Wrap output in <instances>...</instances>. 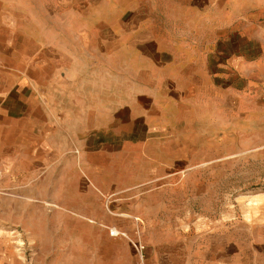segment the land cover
I'll list each match as a JSON object with an SVG mask.
<instances>
[{
  "label": "crops",
  "instance_id": "1",
  "mask_svg": "<svg viewBox=\"0 0 264 264\" xmlns=\"http://www.w3.org/2000/svg\"><path fill=\"white\" fill-rule=\"evenodd\" d=\"M248 3L202 0L198 19L185 23L100 21L93 29H59L54 38L48 29L38 37L19 35L15 16L1 9L0 190L40 196L39 183L49 179L45 198L53 219L59 221L61 206L64 213H75L70 185L59 184V175L68 179V169L59 172L77 148L84 215L92 224L115 217V223L127 224L131 237L181 235L174 244L158 239L140 262L130 246L118 247L112 264H187L184 228L168 223L183 213L164 206L183 201L180 163L186 153L180 154L166 107H177L179 131L188 122L224 119L230 97L239 100L246 92L240 78L245 63L227 47L241 32L264 37V25L252 28L250 20L241 19ZM260 3L264 17V0ZM185 10L191 13V6ZM66 37L85 51L67 55ZM258 89L247 91L255 95ZM261 112L256 109L253 116L262 118ZM244 123L258 128L262 119ZM168 143L175 144L171 162ZM60 194L66 198L60 200ZM110 207L113 211H106ZM211 253H204L205 264L233 262H226L221 250Z\"/></svg>",
  "mask_w": 264,
  "mask_h": 264
},
{
  "label": "rangeland",
  "instance_id": "2",
  "mask_svg": "<svg viewBox=\"0 0 264 264\" xmlns=\"http://www.w3.org/2000/svg\"><path fill=\"white\" fill-rule=\"evenodd\" d=\"M199 1L202 0H0V10L15 16L19 35L38 37L48 29L54 38L59 29H93L100 21L185 23L189 17L198 19ZM260 1L249 0L248 8L243 9L247 12L240 13L241 19L250 20L252 28L264 25ZM188 5L191 13L185 10ZM5 19L12 22V18ZM232 43L235 44L227 49L236 51L245 63L239 77L246 92L240 93L239 100L230 97L224 119L199 120L196 125L188 122L178 131L177 107H166L169 119L174 121L170 123L172 131L179 135L180 154L181 149L186 153L180 163L183 201H166L164 206L183 213L181 219L172 218L168 223L184 228L187 264H205V252L220 255V250L225 261L233 258L231 264H264V37H246L241 32ZM65 44L71 56L86 49L74 47L67 37ZM96 53L101 52L96 49ZM231 76L234 77L228 74L227 78ZM249 88L260 89L253 95L247 91ZM256 109L262 111V118L253 116ZM239 112L246 115L239 116ZM256 119H262L260 127L245 126V121ZM174 147V143L167 145L170 162L176 155ZM72 154L59 172L63 174L68 169L69 177L59 175V184L70 185L68 195L73 196L75 213L69 210L68 215L61 206L59 221L53 219L51 202L45 198L49 179L38 185L43 200L36 201L40 196L35 192L21 198L18 189L0 190V264H112L118 247L129 246L134 260L140 262L146 260L147 249L155 247L158 239L174 244L180 238L171 234L131 237L124 228L127 224L115 223V217L102 225L92 224L84 215L77 148ZM62 196L66 198V194H60V200ZM113 230L125 236L112 237ZM134 244L144 247L142 255L137 254Z\"/></svg>",
  "mask_w": 264,
  "mask_h": 264
},
{
  "label": "built area",
  "instance_id": "3",
  "mask_svg": "<svg viewBox=\"0 0 264 264\" xmlns=\"http://www.w3.org/2000/svg\"><path fill=\"white\" fill-rule=\"evenodd\" d=\"M111 235H112V237H115V238H118V236H125V234H123V233H120L119 231L117 232V231H111ZM134 246H135V249H136V251H137V254H139V255H142L143 254V251H144V247L143 246H141V245H136V244H134Z\"/></svg>",
  "mask_w": 264,
  "mask_h": 264
},
{
  "label": "bare ground",
  "instance_id": "4",
  "mask_svg": "<svg viewBox=\"0 0 264 264\" xmlns=\"http://www.w3.org/2000/svg\"><path fill=\"white\" fill-rule=\"evenodd\" d=\"M118 232V231H117Z\"/></svg>",
  "mask_w": 264,
  "mask_h": 264
}]
</instances>
